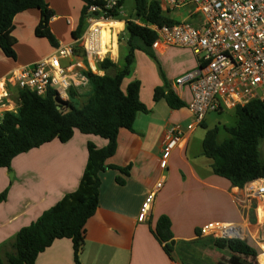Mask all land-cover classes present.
Segmentation results:
<instances>
[{"label":"crops","instance_id":"1","mask_svg":"<svg viewBox=\"0 0 264 264\" xmlns=\"http://www.w3.org/2000/svg\"><path fill=\"white\" fill-rule=\"evenodd\" d=\"M48 5L54 13L49 21V30L58 47L72 44L87 32L88 21L79 38L73 35L80 26L84 7L81 0H48ZM164 14L175 22L188 21L193 25L201 22L200 17L193 15L192 6L175 12L164 11ZM41 19V11L37 9L15 17L13 36L16 39L17 56L16 59L7 58L0 48V80L13 71L48 59L58 48L53 47L47 38L36 34ZM118 23L123 24L118 30L121 35L127 31L126 21L119 20ZM135 41L138 39L133 40L134 46L148 52L161 71L156 67V62H148L141 70L138 69L133 80L126 83L136 62L137 49L134 51V61L122 89L126 91L130 83L139 81L140 99L148 112L137 114L132 130L120 131L117 152L107 162L110 166L128 168L129 174L108 169L100 175L99 208L86 227L81 264H182L177 251L184 245L197 242L200 238L198 231L211 224H229L240 226L245 232L251 230L255 220L251 213L254 207L252 201L255 198L258 200V193L253 196L249 189L262 188L263 179L245 188L234 187L214 173L213 161L204 155L206 132L192 141L202 125H196V118L188 109L192 101L191 90L177 87L176 80L197 68V56L189 49L157 51L153 47L146 48L140 40L135 45ZM116 47L117 55L113 56L111 52L107 58L116 68L107 71L100 70L102 62L96 63L93 59H87L86 62L81 50H78V58L84 61V70L102 76H115L126 66V63L123 67L119 64V41H116ZM129 53L130 47L125 58ZM157 88L175 92L185 106L174 110L165 100L156 101ZM90 95L89 84L78 94L77 102L84 105ZM206 121L203 123L205 126ZM174 126H181L186 131L187 144L173 151L167 167L163 168L164 140L168 130ZM88 143L102 149L108 141L77 131L68 143L54 141L17 156L10 170L0 168V195L8 192L6 201L0 203V254L4 262H7L8 254L14 253L13 244L21 229L34 223L65 196L78 190L88 166ZM118 177L125 180L124 185L117 183ZM159 185L162 187L159 188ZM152 193H155V197L151 209L147 219L141 222L142 209ZM258 214L262 219L264 215L261 207ZM163 216L172 222L174 259L165 252L164 245L153 233ZM36 264H76L72 241L56 240L39 255Z\"/></svg>","mask_w":264,"mask_h":264},{"label":"trees","instance_id":"2","mask_svg":"<svg viewBox=\"0 0 264 264\" xmlns=\"http://www.w3.org/2000/svg\"><path fill=\"white\" fill-rule=\"evenodd\" d=\"M81 1L84 7L78 32L73 33L75 38H79L86 27L89 9L92 6H103L99 0ZM124 4L125 0H120V5ZM33 9L40 10L42 14L36 34L47 38L53 47H58L49 30V21L54 13L49 9L48 0H0V48L7 58L16 59L17 56L16 39L13 36L15 17ZM134 11L136 19L126 23L131 39L125 68L115 76H102L91 70L85 72L91 95L84 105L77 102L78 94L75 91L71 93V102H63L51 94L40 97L31 91L20 90L18 114L8 113L4 116L0 127V168L10 170L17 156L54 141L68 143L77 131L103 138L108 144L99 149L93 143H88V166L78 190L65 196L34 223L21 229L13 244L14 253L7 255V262H4L0 254V264H36L39 255L61 239L72 241L75 263L81 264L86 244V227L99 208L101 173L116 169L122 174H129L128 168L110 166L107 162L117 152L120 131L132 130L137 114L148 112L140 99L139 81L130 83L126 91L122 89L134 61L136 47L133 40H140L146 48L153 47L157 40L156 32L138 25L136 20L145 19L148 25L159 27L179 23L166 17L161 3L157 1L135 0ZM99 67L101 71H107L116 68V65L106 59ZM155 100H165L174 110L185 106L175 92H167L166 88L156 89ZM234 112L236 125L225 127L230 137L220 143V127L209 129L203 149L204 155L213 161L212 169L217 176L228 180L234 187L245 188L250 183L264 179V100H254ZM117 183L124 185L125 180L118 177ZM7 195V191L0 195V203L6 201ZM261 209L264 215L263 205ZM153 233L164 245L165 252L174 259L175 241L171 220L167 216L161 217ZM198 235L201 236V231H198ZM229 245L238 254L247 255L250 252L240 241L230 242ZM234 264L245 263L238 258Z\"/></svg>","mask_w":264,"mask_h":264},{"label":"built area","instance_id":"3","mask_svg":"<svg viewBox=\"0 0 264 264\" xmlns=\"http://www.w3.org/2000/svg\"><path fill=\"white\" fill-rule=\"evenodd\" d=\"M99 1L103 6L89 9L88 29L80 39L59 46L48 59L13 71L0 80V127L6 114H18L20 90L40 97L51 94L63 102H71L72 91L80 94L89 85L85 76L88 70H84V61L79 60L78 50L83 52L84 59H93L96 63L107 59L113 36L116 34L119 41L121 31L116 33L114 28L110 29L111 38L105 45L109 52L102 53L100 22H118L125 14L120 0ZM153 1L160 2L165 12L192 6L193 15L201 19L199 25L182 21L164 27L136 20L138 25L157 33L155 50L183 48L197 56V68L176 80L177 87L191 90L188 109L195 116L197 126L202 125L210 113L235 111L254 100H264V0ZM186 144V131L181 126L170 128L164 140L162 167H167L173 151ZM263 189L251 188V192L259 193ZM154 197L155 193L149 195L140 215L141 222L147 219ZM243 233L240 226L211 224L201 230L200 237L218 234L241 238Z\"/></svg>","mask_w":264,"mask_h":264},{"label":"rangeland","instance_id":"4","mask_svg":"<svg viewBox=\"0 0 264 264\" xmlns=\"http://www.w3.org/2000/svg\"><path fill=\"white\" fill-rule=\"evenodd\" d=\"M134 6H135V0H125V4H124L125 14L123 17L120 18L121 21H128V20L136 19ZM130 39H131L130 35L127 31L119 36L118 52L120 56L119 64L121 65V67H123V65L126 63L125 57L129 52V47H128L129 42L128 41H130ZM139 43H140L139 40L135 41V45H138ZM136 49H137L136 62L132 68L131 74L126 78L127 79L126 83L128 81L133 80L137 74V71L141 70L143 66H146L148 62H156L155 59H152V56L148 52H145L138 48ZM156 65H157L156 67H158L159 70L161 71V67L158 66L157 62H156ZM136 67H137V70L135 71ZM206 119H207L206 121L207 125L200 126L198 128L197 134L193 137V140H192L193 142L197 139L196 137L203 136L204 133L207 132V130L213 129L218 126L221 129L220 134L218 136V141L221 143L230 137L229 134L226 132L225 127H233L237 123V117L234 111L210 113L206 117ZM262 151L264 153V146L262 147ZM249 193L253 194V196L256 194V192H251V188L249 189ZM252 202H253L252 205H254V207L252 208L251 213H252V217L255 218V221L253 222L251 226V230L250 231L246 230L242 234L241 238L239 239H240V242L244 243L245 246L250 249L249 254H252V253L259 254L258 258H255L254 262H252L251 264H264V262L262 261L263 258L261 259V256L264 257V226L262 227L261 224L259 223L258 200H256L255 198ZM208 249L211 251H208L205 249L203 250L205 253H208V254H203L204 252L203 253L198 252L196 253L195 260L188 258L187 260L183 259V261L186 264H228V263L231 264L232 261L235 258H237V256H235L234 254H230V257L228 256L222 257L220 254L217 253L216 249L211 246ZM215 251L217 253L216 256L213 255V253L215 254ZM210 254H212L213 256H209ZM245 254L247 253L245 252ZM200 257H201V260L199 259ZM243 259L245 261L247 260L246 255L243 257Z\"/></svg>","mask_w":264,"mask_h":264},{"label":"water","instance_id":"5","mask_svg":"<svg viewBox=\"0 0 264 264\" xmlns=\"http://www.w3.org/2000/svg\"><path fill=\"white\" fill-rule=\"evenodd\" d=\"M143 23H147V21L145 19L141 20ZM262 188H264V179L262 180ZM257 199H258V209H260V207L263 205L264 206V189L263 191L261 190L257 195H256ZM259 217V214H258ZM259 223L261 224V226H264V216L262 219H260L259 217ZM233 241H240L239 238H230V237H225L222 235H218V234H211L208 236H204V237H200L198 239L197 242L193 243V244H188V245H184V247H182L181 249H179L180 251H177V257L179 258L180 262L182 264H186L184 260H187L188 258H191L192 260L196 258V253H203L204 249L209 250L208 248L214 247L217 251L218 254H220L222 257L223 256H228L230 257V254H234L235 256H237V258H235L231 264H234V261H236L238 258L241 259L242 262H244L245 264H251L252 262H254L255 258H258L259 254L256 253H252V254H248L246 255L247 260L245 261L243 259V257L245 255H241L238 254L236 252H234L229 243L233 242ZM210 245V246H209ZM216 251L215 254L213 253V255L216 256ZM203 254H208V253H203ZM212 254H210L209 256H213ZM201 260V257L199 258ZM262 259V256H261ZM230 260V258H229ZM263 261V260H262ZM229 264V263H228Z\"/></svg>","mask_w":264,"mask_h":264},{"label":"bare ground","instance_id":"6","mask_svg":"<svg viewBox=\"0 0 264 264\" xmlns=\"http://www.w3.org/2000/svg\"><path fill=\"white\" fill-rule=\"evenodd\" d=\"M100 26L102 27V53H108L109 51L107 50V48L105 47V45L109 44L110 38H111V32L110 29L114 28L116 30V33L118 30H120L123 27L122 23H118V22H100ZM114 41L113 43L115 44L114 46H112L111 48H113V50L111 52H113V56H116V34H114Z\"/></svg>","mask_w":264,"mask_h":264}]
</instances>
